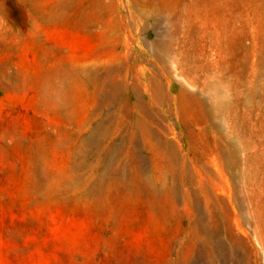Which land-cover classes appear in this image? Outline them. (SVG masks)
<instances>
[{"label": "rangeland", "instance_id": "1", "mask_svg": "<svg viewBox=\"0 0 264 264\" xmlns=\"http://www.w3.org/2000/svg\"><path fill=\"white\" fill-rule=\"evenodd\" d=\"M0 264H264V0H0Z\"/></svg>", "mask_w": 264, "mask_h": 264}, {"label": "bare ground", "instance_id": "2", "mask_svg": "<svg viewBox=\"0 0 264 264\" xmlns=\"http://www.w3.org/2000/svg\"><path fill=\"white\" fill-rule=\"evenodd\" d=\"M149 184V183H148ZM151 184V183H150Z\"/></svg>", "mask_w": 264, "mask_h": 264}]
</instances>
